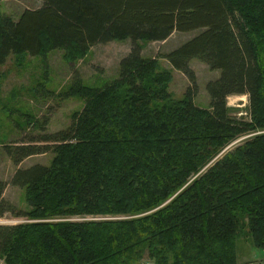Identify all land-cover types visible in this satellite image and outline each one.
Instances as JSON below:
<instances>
[{
	"label": "trees",
	"instance_id": "1",
	"mask_svg": "<svg viewBox=\"0 0 264 264\" xmlns=\"http://www.w3.org/2000/svg\"><path fill=\"white\" fill-rule=\"evenodd\" d=\"M43 1L17 19L0 10V64L54 48L75 61L127 37L134 47L119 77L72 85L85 103L67 128L2 145L16 164L53 153L12 176L25 209L0 179V217L26 218L0 223L3 264H239L242 234L264 250V0ZM195 29L162 56L192 80L193 58L221 70L206 107L191 88L176 96L172 70L140 50ZM235 93L249 117L227 104Z\"/></svg>",
	"mask_w": 264,
	"mask_h": 264
},
{
	"label": "rangeland",
	"instance_id": "2",
	"mask_svg": "<svg viewBox=\"0 0 264 264\" xmlns=\"http://www.w3.org/2000/svg\"><path fill=\"white\" fill-rule=\"evenodd\" d=\"M41 2L42 0H0V10L17 19L27 6L35 7ZM198 32L199 29L173 31L164 40L141 41L140 50L145 56L159 57L161 64L172 70L173 79L169 89L176 96L183 95L191 88L194 103L206 107L211 104L208 82L219 77L221 70L211 69L206 62L193 58L190 67L195 79L192 80L162 56L164 52L176 48ZM132 47L134 42L127 37L98 42L90 48L87 55L75 61H67L63 49L54 48L44 57L29 56L22 65L16 62L15 55H10L5 63L0 64V179L7 182L3 192L6 199L22 209L28 207L24 188L12 183V176L18 167H28L35 163L49 164L53 153L34 154L16 164L2 145L21 143L22 140L33 142L48 133L67 128L72 122V114L81 110L85 103L81 95L73 93L72 87H76L79 80L92 86H102L119 77L120 62ZM227 104L238 109H234L235 114L250 116L248 94H230ZM245 136L239 137L226 148L234 146ZM23 220L26 218L12 216L10 213L0 217V223H17ZM237 258L239 264H264V250L256 246L249 236L242 234L237 240ZM3 263L0 260V264ZM145 263L141 261L138 264Z\"/></svg>",
	"mask_w": 264,
	"mask_h": 264
},
{
	"label": "crops",
	"instance_id": "3",
	"mask_svg": "<svg viewBox=\"0 0 264 264\" xmlns=\"http://www.w3.org/2000/svg\"><path fill=\"white\" fill-rule=\"evenodd\" d=\"M43 3H44V1L42 0V2H41V4L39 5H37V6H35V7H29V6H27L26 8H39L40 6H42L43 5ZM22 13V12H21ZM20 13V14H21ZM19 17V16H18Z\"/></svg>",
	"mask_w": 264,
	"mask_h": 264
},
{
	"label": "built area",
	"instance_id": "4",
	"mask_svg": "<svg viewBox=\"0 0 264 264\" xmlns=\"http://www.w3.org/2000/svg\"><path fill=\"white\" fill-rule=\"evenodd\" d=\"M148 264H154L153 262H149Z\"/></svg>",
	"mask_w": 264,
	"mask_h": 264
},
{
	"label": "water",
	"instance_id": "5",
	"mask_svg": "<svg viewBox=\"0 0 264 264\" xmlns=\"http://www.w3.org/2000/svg\"><path fill=\"white\" fill-rule=\"evenodd\" d=\"M246 136H248V135H246ZM246 136H245V137H246Z\"/></svg>",
	"mask_w": 264,
	"mask_h": 264
}]
</instances>
